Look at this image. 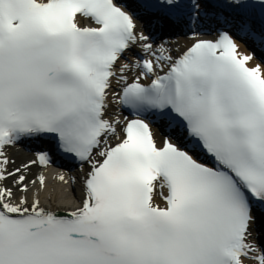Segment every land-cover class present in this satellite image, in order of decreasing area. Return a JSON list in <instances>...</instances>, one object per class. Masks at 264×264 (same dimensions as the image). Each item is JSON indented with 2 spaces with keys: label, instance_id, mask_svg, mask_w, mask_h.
I'll return each instance as SVG.
<instances>
[{
  "label": "snow or ice",
  "instance_id": "snow-or-ice-1",
  "mask_svg": "<svg viewBox=\"0 0 264 264\" xmlns=\"http://www.w3.org/2000/svg\"><path fill=\"white\" fill-rule=\"evenodd\" d=\"M238 39L264 50V0H0V264H264V66ZM45 137L81 176L9 168Z\"/></svg>",
  "mask_w": 264,
  "mask_h": 264
},
{
  "label": "bare ground",
  "instance_id": "bare-ground-1",
  "mask_svg": "<svg viewBox=\"0 0 264 264\" xmlns=\"http://www.w3.org/2000/svg\"><path fill=\"white\" fill-rule=\"evenodd\" d=\"M189 42H191V39H189V38H181V39L173 42L170 45V48H172L174 50V53H175V49H181V48L185 47L187 44H189ZM250 63L254 66V64H256L258 62L256 60H254V61H252ZM110 111H111L113 116H119L121 118V115H119L117 113V106L116 105H112ZM8 155H9L10 159L15 161L14 164H11L9 166L10 169H14V168H16V167H18V166H20V165H22L24 163H28L32 159H34V157L29 155L28 153L19 152L17 148L9 149L8 150ZM87 170H88V166L86 165V166H84V171H87ZM39 172H44L49 177V188H52L54 186L58 187V182L52 180V177L57 172H60V171L55 170V169H53L51 167L42 169L39 166H33L32 170H31L32 174L29 175V179L30 180L34 179L35 178V174H38ZM65 174L67 176H81L83 173L80 170H78L77 172H70L69 174H67V173H65ZM8 183H11V181H8ZM30 195H31V193H30ZM69 195L71 196V194H69ZM76 196L77 197L79 196V188H77ZM48 206L55 207L56 205L55 204H50Z\"/></svg>",
  "mask_w": 264,
  "mask_h": 264
}]
</instances>
